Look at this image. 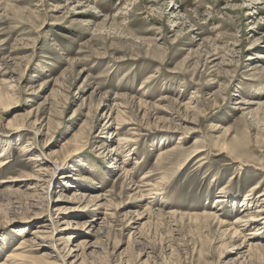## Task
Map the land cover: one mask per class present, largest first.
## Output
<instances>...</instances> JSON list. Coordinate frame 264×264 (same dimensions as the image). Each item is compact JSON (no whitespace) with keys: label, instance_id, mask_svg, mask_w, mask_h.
<instances>
[{"label":"rangeland","instance_id":"obj_1","mask_svg":"<svg viewBox=\"0 0 264 264\" xmlns=\"http://www.w3.org/2000/svg\"><path fill=\"white\" fill-rule=\"evenodd\" d=\"M2 161L0 264H264V0H0Z\"/></svg>","mask_w":264,"mask_h":264},{"label":"bare ground","instance_id":"obj_2","mask_svg":"<svg viewBox=\"0 0 264 264\" xmlns=\"http://www.w3.org/2000/svg\"><path fill=\"white\" fill-rule=\"evenodd\" d=\"M180 141V140H179ZM5 143V142H4ZM179 143L180 142H177V144H175L174 146H172L170 149H168V150H166V152H168V151H171V150H173V149H177V148H180V146H179ZM77 146V145H76ZM7 155V154H6ZM161 156H162V153H161ZM35 160H39V158H36ZM53 163V162H52ZM4 164V162L2 161L1 162V164H0V166H2ZM55 164V163H54ZM53 167V166H52ZM52 167H51V169H52ZM58 167V166H57ZM44 170V171H43ZM46 172H47V170L46 169H43V168H40L39 170H38V172H37V175H36V177L34 178V180L36 181L35 182V186L36 187H39L40 189H42V188H45V185L44 184H48L47 186H48V189H49V187H50V184H51V181L53 180V179H51L50 178V180H47L46 178L44 179V176L45 175H48V174H46ZM143 185V184H142ZM42 187V188H41ZM258 187V185H256V186H254V189H256ZM151 188V187H150ZM135 189H137V191L138 192H141L142 193V191L143 190H141V186H137L136 185V188ZM80 193H75V194H73L72 196H69V197H67V196H62V194H61V196H59V198L58 199H56L57 201L58 200H62V201H64V202H62L61 204H58L57 206H56V209H55V211L57 212V211H59V213H63V211H68V210H73V209H75V207H72L71 205H69V204H72V203H75V202H78V203H80V202H85L86 201V197L84 196V193L83 194H81V195H79ZM142 195V194H141ZM143 196V195H142ZM264 196V195H263ZM98 200H100L97 196L95 197L94 196V198L92 197L90 200L88 199V202L86 203V205L83 207L84 209H87V205H90L91 203L93 204H96V206H97V202H99ZM217 200V199H216ZM66 201V202H65ZM97 201V202H96ZM217 201H220L219 199L217 200ZM96 202V203H95ZM262 202V201H261ZM90 203V204H89ZM91 204V205H92ZM91 205H90V207H91ZM93 207V206H92ZM259 207V206H258ZM77 209V208H76ZM89 209V208H88ZM91 209V208H90ZM92 210V209H91ZM261 210H260V208H257L256 210H255V212L256 213H258V212H260ZM246 215V214H245ZM252 215V214H251ZM255 215V214H254ZM250 216V215H249ZM260 217V216H259ZM249 218V220H253L254 219V217L253 216H251V217H248ZM247 218V219H248ZM240 221H242V219L241 218H238L235 222L236 223H238V222H240ZM63 224H64V222H62ZM62 224H60V222L59 221H56V222H54L53 220H47V221H42L41 223H39V224H37L36 225V227L39 229L38 231H36L35 232V234H37L38 235V238L40 239V240H43V237H42V233H45L46 231V229H48V230H51V232H52V235H55L56 233H57V231H58V229H60L59 227L61 226ZM235 225V224H234ZM66 226V225H65ZM24 230V229H23ZM47 233V232H46ZM235 233V232H234ZM65 240H66V243H69L70 242V240H71V236H67L66 238H64ZM64 240V241H65ZM26 244V241H21L18 245H17V247H15L16 249H20V248H22L24 245ZM53 247L55 248V253H56V258H58V259H60V264H67V259H69V258H74L75 257V249L73 250V248L70 250V252H69V254H67L66 256H60V254H59V249L55 246V245H53ZM72 247V246H71ZM250 247L251 248H253V247H257V245H254V244H250ZM69 251V250H68ZM77 252V251H76ZM16 255H10V257H15ZM60 258H59V257ZM18 257V256H17ZM50 257H52V256H50ZM54 258V257H53ZM78 258V257H77ZM56 261V260H55ZM50 263L52 264L53 262L52 261H50ZM56 264H59L58 262H56ZM70 264H76V261L74 260V259H72L71 260V262H70Z\"/></svg>","mask_w":264,"mask_h":264}]
</instances>
